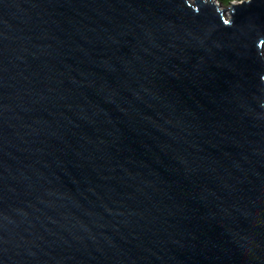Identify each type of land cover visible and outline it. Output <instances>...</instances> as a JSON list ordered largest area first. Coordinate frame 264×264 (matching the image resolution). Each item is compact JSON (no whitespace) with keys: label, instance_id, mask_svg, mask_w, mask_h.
<instances>
[{"label":"water","instance_id":"water-1","mask_svg":"<svg viewBox=\"0 0 264 264\" xmlns=\"http://www.w3.org/2000/svg\"><path fill=\"white\" fill-rule=\"evenodd\" d=\"M264 0H0V264H264Z\"/></svg>","mask_w":264,"mask_h":264},{"label":"rangeland","instance_id":"rangeland-1","mask_svg":"<svg viewBox=\"0 0 264 264\" xmlns=\"http://www.w3.org/2000/svg\"><path fill=\"white\" fill-rule=\"evenodd\" d=\"M190 1H193V0H190ZM213 1H214V3H216L217 6H219L220 8H226V6L228 5V4L225 5V4L218 3L217 0H213ZM231 1H235V0H231Z\"/></svg>","mask_w":264,"mask_h":264},{"label":"trees","instance_id":"trees-1","mask_svg":"<svg viewBox=\"0 0 264 264\" xmlns=\"http://www.w3.org/2000/svg\"><path fill=\"white\" fill-rule=\"evenodd\" d=\"M235 1H239V0H235ZM218 3H221V4H229L231 2V0H217ZM264 52V51H263Z\"/></svg>","mask_w":264,"mask_h":264}]
</instances>
